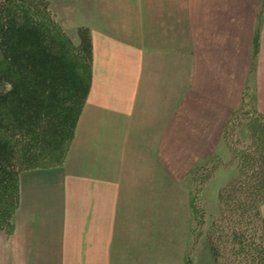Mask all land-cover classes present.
<instances>
[{
  "label": "crops",
  "instance_id": "0c3cea01",
  "mask_svg": "<svg viewBox=\"0 0 264 264\" xmlns=\"http://www.w3.org/2000/svg\"><path fill=\"white\" fill-rule=\"evenodd\" d=\"M49 1L64 29L88 27L91 82L63 163L19 173L0 264H182L184 176L229 158L245 89L264 114V0ZM234 174L206 182L208 213Z\"/></svg>",
  "mask_w": 264,
  "mask_h": 264
},
{
  "label": "trees",
  "instance_id": "16d2710c",
  "mask_svg": "<svg viewBox=\"0 0 264 264\" xmlns=\"http://www.w3.org/2000/svg\"><path fill=\"white\" fill-rule=\"evenodd\" d=\"M258 40L253 51L257 52ZM91 40L86 26L72 31L56 19L49 0H0V231L14 230L18 175L63 163L91 82ZM248 97L245 122L233 123ZM241 114V112H240ZM243 127V137H235ZM221 137L227 160L195 166L183 180L192 211L183 264H194L205 237L212 264H264V114L248 89L230 112ZM235 174L218 190L216 213H208L203 188L222 166Z\"/></svg>",
  "mask_w": 264,
  "mask_h": 264
},
{
  "label": "rangeland",
  "instance_id": "374dc122",
  "mask_svg": "<svg viewBox=\"0 0 264 264\" xmlns=\"http://www.w3.org/2000/svg\"><path fill=\"white\" fill-rule=\"evenodd\" d=\"M246 95L248 96L247 92H245V100H243L242 109L237 114L236 120L233 121L234 124L237 123L238 121L243 124L245 122V118L247 117V116L244 117L246 114L245 115H243V114L244 113L250 114L249 112H247L248 109H250V107H249V103H248L249 99H248V97L246 99ZM240 112H241V114H240ZM242 128L243 127L235 129V131H234L235 137H237V136L243 137V136H241V135H243L242 134L243 133ZM222 175H220L216 181H220ZM188 188H189V186H188ZM193 260H194V264H212L210 254H209V251H208L207 246H206V240H205V237L203 235L201 237H199V239L197 241L196 250H195V254L193 256Z\"/></svg>",
  "mask_w": 264,
  "mask_h": 264
}]
</instances>
